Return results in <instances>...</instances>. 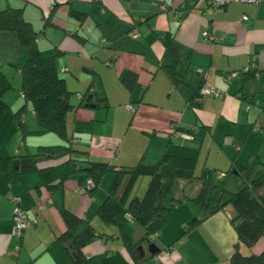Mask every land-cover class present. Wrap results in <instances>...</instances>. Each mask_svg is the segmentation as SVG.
<instances>
[{"label":"crops","instance_id":"1","mask_svg":"<svg viewBox=\"0 0 264 264\" xmlns=\"http://www.w3.org/2000/svg\"><path fill=\"white\" fill-rule=\"evenodd\" d=\"M185 2L0 0V8L7 5L21 8L22 16L38 32L36 44L39 47L57 45L63 49L56 63L58 68L68 71L62 75L65 85L69 83L70 88H79L80 85L85 88L80 94L83 96L85 93L87 103L79 104L80 98L72 97V105L65 113V128L71 147L75 148L73 151L96 155L98 159L93 160L113 163L114 167L132 164L139 158L145 162L152 161L166 151L194 158V172L202 164L214 168V177L220 176L233 163L243 166L256 163L257 169H253L251 175L264 168V103L248 102L245 97L239 96L242 92L250 94L264 90V0H223L216 7L211 5L210 0H195L191 5ZM69 9L82 10L86 14L78 22L69 14ZM44 17L51 23L44 24ZM205 29L208 31L206 36L201 32ZM72 31L82 34V40L73 37ZM168 39L175 42L180 55L176 67L181 80L177 82H172L161 66L165 62L161 58L163 42ZM22 49L9 30L0 29V68L11 82V87L3 92L2 98L7 102L9 111L23 102L18 88L19 71L11 63ZM246 64L257 71L252 77L238 72ZM122 68L136 73L130 91L118 78ZM83 69L90 71L88 83L85 82ZM229 70L236 72L226 75ZM201 81L220 89L222 99L197 94L195 98L200 99V104L191 106L188 95ZM91 82H95L96 86L92 87ZM9 91L16 93L17 98ZM100 99L105 101L100 102ZM113 104L123 118L125 110L129 111V122L138 126L136 130L130 128V123L120 131L114 130ZM128 104L132 109L127 107ZM212 104L221 105L222 112L210 111ZM9 111L0 117L1 153L31 151L37 143L58 140L54 134L48 137L39 136L40 133L31 139L21 133L10 139V145L3 147L13 128V117ZM25 111L21 119L26 125L30 120L28 116H33L28 103H25ZM213 114L216 122L222 116L232 122L239 120V127L242 122L243 135L235 134L234 124L228 126L225 122L216 127L215 123L210 131ZM254 122L260 129L253 126ZM35 127L31 125L29 128ZM100 127H105V130L98 131ZM172 129L188 135L177 137ZM218 129L216 137L214 132ZM222 134H228L226 143H223ZM133 137L144 141L139 153L136 149L130 150L128 145ZM31 142L33 145L30 146ZM75 166L84 165L79 166L75 162ZM107 171L92 193L87 192L85 186L88 178L85 171H70L62 183L49 193L50 200L44 199L41 208L30 210L33 211L34 221L22 229L20 236L10 232L12 202L7 196L0 195V264H26L30 258H34V264H54L44 248L54 233L62 229L56 206L64 205L82 216H92L111 179L112 172ZM232 174L240 178V182L247 177ZM21 179L27 188L40 183L35 171L23 172ZM142 179L144 183L140 185ZM146 179L147 176L140 177L134 195H140L138 188L142 187V192ZM198 185L197 178L178 177L173 180L171 192L177 201L165 212L161 230L150 234V238L155 236L152 241L154 246H148L150 242L145 246L142 240L139 241L134 246L132 262L125 258L128 252L114 235L115 226L105 229L107 224L101 226L98 222L99 233H105L95 236L83 246L89 263L228 264V255L235 240V231L229 221L233 209L229 203L184 230L185 221L201 213V209L189 198ZM230 186L238 187L239 183ZM226 188L231 190L234 187ZM130 220L127 223L131 226ZM37 222L43 227L41 236L37 234L38 226H32ZM132 232L136 238L142 233V228L136 234L132 227ZM34 233L38 237L32 240ZM109 238L113 240L107 245ZM13 245H16L15 251ZM263 245L264 232L250 245L240 242L238 249L243 254L254 253ZM109 248L115 253L112 258H109L112 255ZM102 257L108 260H101Z\"/></svg>","mask_w":264,"mask_h":264},{"label":"trees","instance_id":"2","mask_svg":"<svg viewBox=\"0 0 264 264\" xmlns=\"http://www.w3.org/2000/svg\"><path fill=\"white\" fill-rule=\"evenodd\" d=\"M68 12L78 22L86 14L78 9H69ZM43 21L44 24L51 23L46 17ZM0 29L9 30L23 48L11 62L19 71L18 88L23 102L9 111L2 94L11 87V82L0 68V117L5 111H9L16 121L15 127L26 137L43 132H50L58 137L54 142L37 143L31 151L7 154L0 152V195H18L22 207L31 215L33 211L28 207L41 208L42 201L50 200L49 193L62 183L70 171L77 169L85 171L91 182L90 186L86 187L87 192L92 193L103 174L110 170L112 176L105 194L93 212L101 226L107 223L115 224L114 235L132 255L134 246L139 241L149 240L150 234L159 232L163 227L165 212L177 201L171 192L173 180L178 177L197 178L198 188L189 198L201 209V213L185 221L184 230L225 203H229L233 209L229 221L235 231V240L228 255V264H264V245L254 253L243 254L238 249L240 242L250 245L264 231V168L251 175L256 163L247 166L233 163L224 169L220 176L214 177L212 167L202 164L194 172V158L166 151H162L149 162L139 158L132 164L114 167L113 163L106 161L88 160L82 167L75 166L71 156L75 148L71 147V139L67 136L65 128V113L72 104L69 102V91L63 77L57 73L56 59L63 49L57 45L39 47L36 44L38 32L22 16L19 6L7 5L0 8ZM71 35L79 41L83 37L76 31H72ZM161 58L165 61L161 66L171 81L181 80L179 69L176 67L180 55L172 39L163 42ZM238 72L250 77L257 71L249 64L246 69ZM135 77L136 73L129 68H122L118 73L120 82L128 91L131 90ZM199 84L188 95L192 105L200 104V99L195 98V95H200ZM82 95L78 96L80 98L78 103L86 104L85 93ZM239 96L245 97L248 102L264 103V90L250 94L242 92ZM25 103L30 105L37 123L35 128L26 127L21 119ZM256 129H260L259 126ZM50 162L53 163L49 164ZM26 171H35L40 183L27 188L21 179V174ZM227 173L240 175L241 178L244 175L247 177L242 178L240 186L230 190L223 185ZM140 176H147V179L142 192L136 196L132 193V188ZM56 210L62 222V229L54 233L44 249L52 257L54 264H90L83 246L105 231L96 232L89 215L82 216L64 205H57ZM31 217L33 218L32 215ZM128 219L142 226V233L136 238L133 237L132 227L127 223ZM20 235L21 233L18 236ZM33 259L30 258L26 264H34Z\"/></svg>","mask_w":264,"mask_h":264},{"label":"rangeland","instance_id":"3","mask_svg":"<svg viewBox=\"0 0 264 264\" xmlns=\"http://www.w3.org/2000/svg\"><path fill=\"white\" fill-rule=\"evenodd\" d=\"M84 73V78L86 79V83H88L87 81H88V75L90 74V71L89 70H87V69H83L82 70ZM68 71H66V70H64V69H61V67L60 68H58V70H57V73L59 74V75H63V74H66ZM252 77V76H251ZM83 78V79H84ZM92 84H91V86L93 87V86H96V84H95V82H91ZM70 84L69 83H66V87H68V89H69V95H68V99H69V102H70V100H71V98L72 97H78V95H77V93H80V92H82V91H84V87L83 86H81L80 85V87L79 88H70V86H69ZM10 92V94L14 97V98H17V95H16V93H14V92H12V91H9ZM89 91H87V93H88ZM86 96V95H85ZM206 97H211V95L210 94H207V95H205ZM212 97H215L216 99H218V100H221L222 99V95L221 96H212ZM103 101H105L104 99H102ZM101 99L99 100L100 102L102 101ZM75 101H77V99L76 100H74V103H75ZM134 102V101H133ZM103 103V102H102ZM105 103V102H104ZM242 104L244 105V102H242ZM104 105V104H103ZM104 106H106V105H104ZM103 106V107H104ZM191 106H195V105H191ZM111 108H112V110H113V115H114V117H115V119H114V117H113V124L115 125V128H114V130L116 129V131H120V129H123V127L125 126V125H127V124H129L131 127V129H134V130H136L137 128H138V126H133L132 124H131V122H129V116H130V113H129V111L128 110H125V115H124V118H123V115H122V113L119 111V109L116 107V105H112L111 106ZM126 108V107H125ZM11 110V109H10ZM215 110H217L218 112H222V106L221 105H218V104H212V106H211V108H210V111H215ZM241 111H242V109H241ZM25 113H26V111H24ZM243 112V111H242ZM211 113H213V112H211ZM223 115V114H222ZM13 117V116H12ZM30 118V120H29V122L27 121V123H26V125H27V127H30L31 125H35V126H37V123H36V121H35V118H34V116H28V119ZM67 119V118H66ZM215 114H213V119H212V116H211V118H210V131L212 130V127H213V125L216 123V125H215V127L217 126V125H219V124H221V122H225L228 126H231V124H234V133L235 134H241V135H243V131H241L242 130V122H241V126L239 127V120H237V121H234V122H232L231 120H229L228 118H226L225 116H222V118L220 119V120H218L217 122L215 121ZM31 122H32V124H31ZM69 123H68V120H67V125H68ZM11 125H13L12 127V129H11V131H10V135H9V138L8 139H6V142L4 143V144H2V146L4 147H6L7 145H10L9 144V141H10V139L11 138H13V137H16V136H19L20 135V131L17 129V128H15L14 129V127L16 126V121L14 120V117L11 119ZM69 128V127H68ZM98 131H104L105 130V127H100V128H98L97 129ZM49 134H52V133H41L40 135L39 134H37V135H34V134H30V138L32 139H34L36 136H50ZM218 134H219V129L216 131V132H214V135L217 137L218 136ZM226 136H228V134H226V135H224V134H222V137H223V143H226L227 142V140H226ZM216 137L214 138V139H216ZM47 140H48V138H47ZM48 141H53V140H48ZM30 146L31 145H33V142H31L30 144H29ZM128 145L130 146V150H137L138 151V153H139V151L141 150V148L143 147V145H144V141L143 140H141V139H138L137 137H133L130 141H129V143H128ZM77 157V158H76ZM85 158H87L88 160H93V159H98L97 158V156L96 155H93V154H87L86 155V153H84L83 151H80V150H76V151H73L72 152V159L75 161V162H77V164L80 166V165H84L85 163H86V159ZM143 160V159H142ZM143 161H145V160H143ZM147 162H149V161H147ZM257 166L255 165V167H254V169H257L256 168ZM213 170H215L214 168H213ZM79 171H82L83 172V170L82 169H79ZM254 171V170H253ZM259 170H257V172H258ZM107 172H109V170L107 171ZM106 173V172H105ZM141 177V176H140ZM139 177V178H140ZM138 180L139 179H137L136 181H135V183H134V186H133V188H132V193L133 192H136L137 193V190H136V187H135V184H137V182H138ZM141 183H140V185L142 184V183H144V179H142L141 181H140ZM239 183V186L241 185V183H242V181L240 182V178H238V177H236L235 175H233L232 173H228L226 176H225V180H224V186L225 187H234V188H231V189H236V187L237 186H230L231 184H233V183ZM141 189H142V187H140V188H138V194H140L141 193ZM33 221H34V219H33ZM91 223L93 224V228H94V230L96 231V232H98L99 233V225H98V222H99V220H98V218L96 217V215H94V214H92V216H91ZM130 222V224H131V226L133 227V231H134V233H140V231H141V225L138 223V222H136V221H134V220H130L129 221ZM31 222H28V224H30ZM30 226V225H29ZM32 226H38V229H37V234H41L42 235V228L43 227H41L42 226V224L41 223H39V222H37L35 225H32ZM109 226H112L113 228H114V223H107V225L105 226V229H109ZM264 232V231H263ZM132 234H133V232H132ZM40 235V236H41ZM36 237H38V235H36L35 233L33 234V236H32V240L33 239H35ZM117 238V237H116ZM155 238V236H152L151 238H149V240H142V242H143V244L146 246L147 245V243L148 242H152L153 241V239ZM113 240V239H112ZM112 240H110V238L109 239H107V245L108 244H110L111 242H112ZM117 241L119 242V244H120V240H119V238H117ZM110 249V248H109ZM111 250V249H110ZM112 251V250H111ZM114 254L115 253H113V251H112V255H110L109 256V258H112L113 256H114ZM126 257L125 258H127L128 259V261H130V262H132L131 260H132V255H129L128 253H127V255H125ZM101 260H108V258H101Z\"/></svg>","mask_w":264,"mask_h":264},{"label":"built area","instance_id":"4","mask_svg":"<svg viewBox=\"0 0 264 264\" xmlns=\"http://www.w3.org/2000/svg\"><path fill=\"white\" fill-rule=\"evenodd\" d=\"M194 2H195V0H186L185 3L188 4V5H191ZM210 3H211V5H213V6L216 7V6L221 5L223 3V0H210ZM201 32H202V34L204 36L208 35V31L206 29L203 30V31H201ZM133 34H136V31L135 30H133ZM248 65L249 64H246L242 68L243 69H246L248 67ZM235 72H236V70H229L226 75H232ZM198 92H199V94H210V95H213V96H219V95H221V91L217 87H215V86L207 83L206 81H201V83L199 84V87H198ZM77 95L78 96H81L80 93H77ZM127 107L129 109H132L131 108V105H129V104L127 105ZM253 126L255 128H257L258 127V124L256 122H254L253 123ZM171 131L177 137L187 136L188 135L184 131H178V130H174V129H172ZM90 184H91V182L87 178V180L85 182V186L88 187V186H90ZM7 196H8V198L12 202L11 214H10L11 215L12 224H11V230H10V232H11V234L18 236L21 233V230L23 229V227L25 225H27L28 222H32L33 221V218L28 213V210L22 207L21 200H20V198H19L18 195L7 194ZM33 208L34 207H32V206L31 207L30 206L28 207L29 210H32ZM13 248H14L13 250L15 251L16 245H13Z\"/></svg>","mask_w":264,"mask_h":264},{"label":"water","instance_id":"5","mask_svg":"<svg viewBox=\"0 0 264 264\" xmlns=\"http://www.w3.org/2000/svg\"><path fill=\"white\" fill-rule=\"evenodd\" d=\"M149 245H150V246H154V244H153L152 242H150V243L148 244V246H149ZM150 250H151V249H150Z\"/></svg>","mask_w":264,"mask_h":264}]
</instances>
